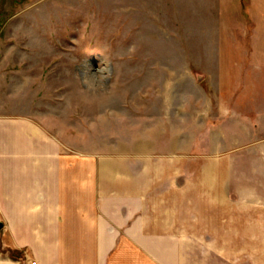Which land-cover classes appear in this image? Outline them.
Listing matches in <instances>:
<instances>
[{
	"label": "rangeland",
	"instance_id": "obj_1",
	"mask_svg": "<svg viewBox=\"0 0 264 264\" xmlns=\"http://www.w3.org/2000/svg\"><path fill=\"white\" fill-rule=\"evenodd\" d=\"M242 53L264 63V0H0V116L32 119L119 174L148 162L190 188L185 215L207 232L176 233L174 264H264V171L251 154H221L235 137L208 122V103L236 95L217 87L236 83ZM104 66L111 79L86 94L77 77ZM211 166L230 183L229 209L208 202ZM222 215L244 232L208 233Z\"/></svg>",
	"mask_w": 264,
	"mask_h": 264
},
{
	"label": "crops",
	"instance_id": "obj_2",
	"mask_svg": "<svg viewBox=\"0 0 264 264\" xmlns=\"http://www.w3.org/2000/svg\"><path fill=\"white\" fill-rule=\"evenodd\" d=\"M250 58L238 57L236 83L220 79L217 88L236 95L221 94L217 107L208 103V122L220 123L222 138L235 137L236 148L221 154H251L253 168L264 171V63ZM142 164L139 177L125 168L119 174L116 161L71 151L32 119L0 116V264H174L180 245L174 235L207 231L197 230L195 221L191 225L194 215H185L193 208L183 196L190 188ZM214 168L208 202L229 209L223 194L230 183ZM226 217L218 231L208 233L244 232L227 225ZM246 233L260 229L247 227Z\"/></svg>",
	"mask_w": 264,
	"mask_h": 264
},
{
	"label": "clouds",
	"instance_id": "obj_3",
	"mask_svg": "<svg viewBox=\"0 0 264 264\" xmlns=\"http://www.w3.org/2000/svg\"><path fill=\"white\" fill-rule=\"evenodd\" d=\"M112 77V67L104 66L98 68L94 72H85L83 77H77L83 91L87 93H92L97 91L99 88L104 86L108 80Z\"/></svg>",
	"mask_w": 264,
	"mask_h": 264
},
{
	"label": "water",
	"instance_id": "obj_4",
	"mask_svg": "<svg viewBox=\"0 0 264 264\" xmlns=\"http://www.w3.org/2000/svg\"><path fill=\"white\" fill-rule=\"evenodd\" d=\"M3 228V223L0 221V230Z\"/></svg>",
	"mask_w": 264,
	"mask_h": 264
},
{
	"label": "built area",
	"instance_id": "obj_5",
	"mask_svg": "<svg viewBox=\"0 0 264 264\" xmlns=\"http://www.w3.org/2000/svg\"><path fill=\"white\" fill-rule=\"evenodd\" d=\"M29 264H37L35 261L30 262Z\"/></svg>",
	"mask_w": 264,
	"mask_h": 264
},
{
	"label": "trees",
	"instance_id": "obj_6",
	"mask_svg": "<svg viewBox=\"0 0 264 264\" xmlns=\"http://www.w3.org/2000/svg\"><path fill=\"white\" fill-rule=\"evenodd\" d=\"M12 257H16V256L12 254Z\"/></svg>",
	"mask_w": 264,
	"mask_h": 264
}]
</instances>
